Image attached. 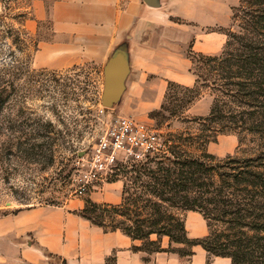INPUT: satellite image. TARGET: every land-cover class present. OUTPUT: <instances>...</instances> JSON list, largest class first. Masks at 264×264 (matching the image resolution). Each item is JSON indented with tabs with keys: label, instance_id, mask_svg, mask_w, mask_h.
<instances>
[{
	"label": "trees",
	"instance_id": "trees-1",
	"mask_svg": "<svg viewBox=\"0 0 264 264\" xmlns=\"http://www.w3.org/2000/svg\"><path fill=\"white\" fill-rule=\"evenodd\" d=\"M232 21L221 53L196 54L195 60L190 51L193 65H200L191 69L195 84L171 83L161 107L173 114L176 107L188 108L210 92L214 100L209 115L184 118L197 124V131L169 134L164 148L145 163L120 167L112 180L124 182L119 204L87 199L79 213L105 233L121 232L140 242L133 246L135 252L186 258L200 246L207 264L215 258L264 264V0H242ZM173 89L184 91L181 98L174 94L176 106L168 99ZM6 92L0 85L1 153L28 146L21 136L5 132ZM226 134L237 135L240 150H245L220 159L207 147ZM191 211L207 223L208 234L201 239L189 238L183 216Z\"/></svg>",
	"mask_w": 264,
	"mask_h": 264
},
{
	"label": "crops",
	"instance_id": "crops-1",
	"mask_svg": "<svg viewBox=\"0 0 264 264\" xmlns=\"http://www.w3.org/2000/svg\"><path fill=\"white\" fill-rule=\"evenodd\" d=\"M152 3L154 6L147 0H55L47 8L43 1H34L23 25L26 33L38 34L40 23L46 20L52 26L51 39L39 42L34 66L65 71L82 62H94L104 73L122 54L128 72L118 103L124 101L123 114L144 121L160 109L170 82L195 84L188 48L216 55L219 44H226L222 34L203 33V11L194 0L190 4L186 0ZM218 8V4H206L205 26L218 24ZM122 193L123 181H116L88 197L99 204H118ZM84 205L80 201L76 209ZM140 245L121 232L105 233L64 208L34 207L0 216V264H44L49 255L67 264H107L113 254L116 264H146V255L132 249ZM216 260L231 264L229 259Z\"/></svg>",
	"mask_w": 264,
	"mask_h": 264
},
{
	"label": "rangeland",
	"instance_id": "rangeland-1",
	"mask_svg": "<svg viewBox=\"0 0 264 264\" xmlns=\"http://www.w3.org/2000/svg\"><path fill=\"white\" fill-rule=\"evenodd\" d=\"M34 1L37 0H0V85L7 89L4 117L8 124L5 132L9 136H21L22 141L28 145L22 151L14 147L0 152V216L42 207L64 208L65 211L82 218L79 213L85 205L77 210L78 204L80 201H85L86 204V200L90 199L88 195L98 192L103 186L90 188L81 197L77 192L79 172L87 169V162L99 138L115 121L126 116L122 113L124 101L113 105L117 107L103 105L104 73L102 67L94 62H82L65 71L34 66L35 43L49 41L52 35L49 20L40 23L38 34L29 36L26 33L23 25L33 9ZM41 1L49 8L55 0ZM241 1L194 0L203 11V33L222 34L226 37V42L225 31L233 24V9ZM191 2L192 0H186V4ZM206 4L219 6L218 24L212 27L204 25L208 21ZM224 44H219L217 54L221 53ZM190 51L194 53L188 48L189 58ZM196 54L198 53L191 54L195 60ZM196 64L192 66L194 70L200 66ZM192 76L197 79L193 73ZM171 83L175 82L169 83L166 95L170 91ZM174 94L181 98L184 91L171 90L169 104H176L173 101ZM210 94L206 92L188 108L176 107L173 114L161 110L166 102L165 95L160 109L151 112L142 122L158 131L164 148L169 134L197 131V124L186 123L184 118L190 120L208 116L214 100ZM159 111H162L160 115ZM30 144L35 151H29L32 148ZM239 146L237 135L226 134L221 135L207 148L210 154L224 159L230 155L241 154L245 147L240 150ZM183 217L189 238L201 239L208 234L207 223L200 213L186 212ZM167 245L168 240L165 239L163 247L166 248ZM193 251L194 255L186 258L166 252L152 255L144 252V262L207 264V253L200 246ZM114 255L107 260V264H116ZM48 258L44 264H67L50 255ZM209 264H220V261L215 258Z\"/></svg>",
	"mask_w": 264,
	"mask_h": 264
},
{
	"label": "built area",
	"instance_id": "built-area-1",
	"mask_svg": "<svg viewBox=\"0 0 264 264\" xmlns=\"http://www.w3.org/2000/svg\"><path fill=\"white\" fill-rule=\"evenodd\" d=\"M158 131L132 116L120 117L100 138L92 150L87 169L79 172L78 194L112 182L120 167L145 163L162 149Z\"/></svg>",
	"mask_w": 264,
	"mask_h": 264
},
{
	"label": "water",
	"instance_id": "water-1",
	"mask_svg": "<svg viewBox=\"0 0 264 264\" xmlns=\"http://www.w3.org/2000/svg\"><path fill=\"white\" fill-rule=\"evenodd\" d=\"M154 6L152 0H147ZM128 72L127 63L122 54H118L106 67L104 72L103 105L110 107L118 103L124 93V82Z\"/></svg>",
	"mask_w": 264,
	"mask_h": 264
}]
</instances>
